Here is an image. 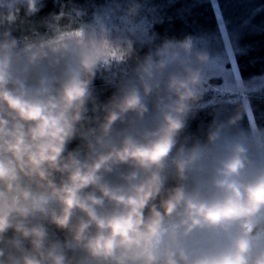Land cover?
<instances>
[{
  "label": "clouds",
  "instance_id": "9594fccd",
  "mask_svg": "<svg viewBox=\"0 0 264 264\" xmlns=\"http://www.w3.org/2000/svg\"><path fill=\"white\" fill-rule=\"evenodd\" d=\"M42 6L0 0V264H264V123L226 53Z\"/></svg>",
  "mask_w": 264,
  "mask_h": 264
},
{
  "label": "trees",
  "instance_id": "16d2710c",
  "mask_svg": "<svg viewBox=\"0 0 264 264\" xmlns=\"http://www.w3.org/2000/svg\"><path fill=\"white\" fill-rule=\"evenodd\" d=\"M66 2L42 0L43 6L34 19L58 12L61 4ZM72 3L87 11L85 19L106 5H120L130 22L139 28L130 34L136 44L140 43L145 33L156 34L157 42L186 35L206 37L211 44L221 42V19L234 49L236 67L242 80L264 76V0H72ZM132 3L138 4L139 8L134 16H129L128 8ZM141 19L147 20V26L140 23ZM138 49L141 54L147 51L146 46ZM96 83L98 88H103L101 80ZM248 100L254 118L264 123V89L248 97ZM209 112L210 109L202 111L192 122L193 128L200 121L211 119Z\"/></svg>",
  "mask_w": 264,
  "mask_h": 264
},
{
  "label": "rangeland",
  "instance_id": "374dc122",
  "mask_svg": "<svg viewBox=\"0 0 264 264\" xmlns=\"http://www.w3.org/2000/svg\"><path fill=\"white\" fill-rule=\"evenodd\" d=\"M123 12H124L123 7H121L118 4L116 5L111 4V5H106L100 11H98L97 14L105 18L106 22L108 23L109 27L112 28L113 32H122L124 34L130 35L131 33H134L139 28H136V25H133L128 19L127 14ZM91 17L89 19H91ZM140 23L144 24L145 26H147L148 24L146 19H141ZM219 24H220L221 42H216L211 45L214 48V50L226 53L223 59V66L229 76V79H231V81L234 83L235 75L236 74L239 75V72H238V69L235 63V58H234L235 52L226 34V31L224 29V25L221 19H219ZM136 46L137 48H143L144 46L147 47V45L141 46L140 43L136 44ZM244 82L250 85L248 88L245 89V92H244V95H246L247 98L259 92V91L253 90L251 87L252 84L257 83L258 81L250 80V81H244ZM211 83L217 86H223L225 83V80L223 76H220V77L213 79ZM229 95L231 96L234 94H229ZM209 98H211V95L209 96Z\"/></svg>",
  "mask_w": 264,
  "mask_h": 264
}]
</instances>
